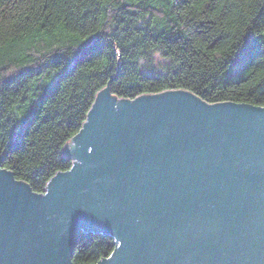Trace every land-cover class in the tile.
<instances>
[{
  "label": "water",
  "instance_id": "1",
  "mask_svg": "<svg viewBox=\"0 0 264 264\" xmlns=\"http://www.w3.org/2000/svg\"><path fill=\"white\" fill-rule=\"evenodd\" d=\"M67 144L41 194L0 164V264H72L78 233L112 238L94 264H264V106L104 87Z\"/></svg>",
  "mask_w": 264,
  "mask_h": 264
},
{
  "label": "trees",
  "instance_id": "2",
  "mask_svg": "<svg viewBox=\"0 0 264 264\" xmlns=\"http://www.w3.org/2000/svg\"><path fill=\"white\" fill-rule=\"evenodd\" d=\"M104 87L264 106V0H0L2 168L43 193ZM113 247L78 233L72 264Z\"/></svg>",
  "mask_w": 264,
  "mask_h": 264
},
{
  "label": "rangeland",
  "instance_id": "3",
  "mask_svg": "<svg viewBox=\"0 0 264 264\" xmlns=\"http://www.w3.org/2000/svg\"><path fill=\"white\" fill-rule=\"evenodd\" d=\"M158 59H159V58H158V55H155V56H154V60L158 61ZM155 63H156V62H155ZM66 149H69V145H68V144L65 145L64 150H66Z\"/></svg>",
  "mask_w": 264,
  "mask_h": 264
}]
</instances>
